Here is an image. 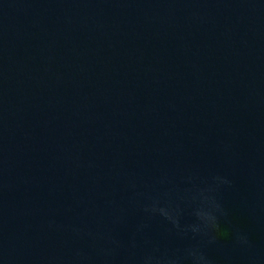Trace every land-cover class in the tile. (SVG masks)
Listing matches in <instances>:
<instances>
[{
  "label": "water",
  "instance_id": "water-1",
  "mask_svg": "<svg viewBox=\"0 0 264 264\" xmlns=\"http://www.w3.org/2000/svg\"><path fill=\"white\" fill-rule=\"evenodd\" d=\"M194 247L264 264V0H0V264Z\"/></svg>",
  "mask_w": 264,
  "mask_h": 264
},
{
  "label": "clouds",
  "instance_id": "clouds-1",
  "mask_svg": "<svg viewBox=\"0 0 264 264\" xmlns=\"http://www.w3.org/2000/svg\"><path fill=\"white\" fill-rule=\"evenodd\" d=\"M221 183H227V181L222 180V178H216ZM200 197L203 203L207 207L198 208L194 215L197 218L198 223L190 224L185 227H181L178 216L179 209L173 208L172 206H159L158 201H153L150 206L145 207L146 212L158 213L160 216L164 217L169 221L172 226L177 229L178 232L186 233L191 232L195 235H201L208 238L209 243H213L217 239L219 234V223L218 217L215 213H220L224 215V212L221 206L215 202V200L209 196L204 195L203 192L200 193ZM237 240L243 243H246V239L243 237L237 236ZM188 257L191 259L192 264H211V261L207 256L204 255L198 248H191L187 252ZM153 259L152 257H145V264H148V261ZM167 264H178V260L171 259L167 261Z\"/></svg>",
  "mask_w": 264,
  "mask_h": 264
}]
</instances>
